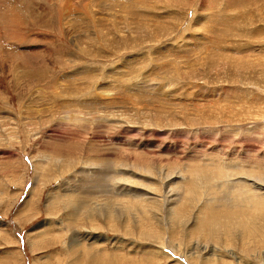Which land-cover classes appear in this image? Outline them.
<instances>
[{"label":"rangeland","instance_id":"rangeland-1","mask_svg":"<svg viewBox=\"0 0 264 264\" xmlns=\"http://www.w3.org/2000/svg\"><path fill=\"white\" fill-rule=\"evenodd\" d=\"M0 264H264V0H0Z\"/></svg>","mask_w":264,"mask_h":264},{"label":"bare ground","instance_id":"bare-ground-1","mask_svg":"<svg viewBox=\"0 0 264 264\" xmlns=\"http://www.w3.org/2000/svg\"><path fill=\"white\" fill-rule=\"evenodd\" d=\"M84 184V183H83ZM89 185V184H88ZM91 186V185H90ZM94 186V185H93ZM69 188V187H68ZM84 188V187H83ZM96 188V187H95ZM73 192V191H72ZM89 192V191H88ZM74 196V195H73ZM77 196V195H76ZM73 201H76L75 199L74 200H72V202ZM254 202V201H253ZM259 206H260V204H259Z\"/></svg>","mask_w":264,"mask_h":264}]
</instances>
